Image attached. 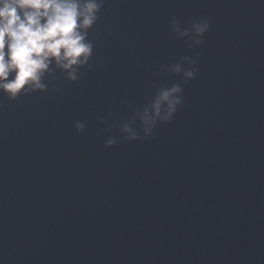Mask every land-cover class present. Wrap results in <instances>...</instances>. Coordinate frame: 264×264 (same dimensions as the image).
I'll return each mask as SVG.
<instances>
[{
	"label": "water",
	"instance_id": "95a60500",
	"mask_svg": "<svg viewBox=\"0 0 264 264\" xmlns=\"http://www.w3.org/2000/svg\"><path fill=\"white\" fill-rule=\"evenodd\" d=\"M87 39L75 81L0 96V264H264V0H104Z\"/></svg>",
	"mask_w": 264,
	"mask_h": 264
},
{
	"label": "clouds",
	"instance_id": "9594fccd",
	"mask_svg": "<svg viewBox=\"0 0 264 264\" xmlns=\"http://www.w3.org/2000/svg\"><path fill=\"white\" fill-rule=\"evenodd\" d=\"M104 0H0V96L16 100L33 92H44L45 76H51L53 68L67 73L66 79L75 81L77 69L88 63L93 44L87 39L89 30L96 24ZM173 31L179 37L192 34V44L202 43L209 30L206 19L193 21L180 31L173 20ZM181 64L171 67V72L190 81L194 78L197 60L186 56ZM91 68V65H89ZM182 88L173 84L159 90L151 104V115L145 109L141 117L144 137L151 136L159 122L169 123L181 106ZM75 131H83V123L74 125ZM122 131L131 140L136 134L127 126ZM109 139L105 147H111Z\"/></svg>",
	"mask_w": 264,
	"mask_h": 264
}]
</instances>
